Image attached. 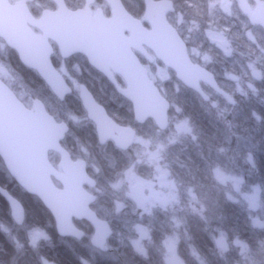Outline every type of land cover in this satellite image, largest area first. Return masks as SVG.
Here are the masks:
<instances>
[{
	"label": "water",
	"instance_id": "obj_1",
	"mask_svg": "<svg viewBox=\"0 0 264 264\" xmlns=\"http://www.w3.org/2000/svg\"><path fill=\"white\" fill-rule=\"evenodd\" d=\"M11 1L0 0V39L17 52L23 65L38 72L61 101L72 89L52 63L50 41H55L65 59L80 53L103 73L109 74V69H112L121 75L127 88H118L119 92L133 104L136 119L140 122L152 119L162 131L168 128L170 103L162 96L134 51L148 55L146 48L151 50L183 85L206 100L208 96L201 83L232 103L230 95L217 85L214 75L193 63L187 45L168 21L167 15L175 9L168 0H144L149 28L131 15L121 0H105L112 9L109 19L102 14H92L89 5L94 0H86L85 9L77 11L65 7L64 0H52L58 4L59 11L46 12L39 20L34 19L28 8L30 0L15 4ZM237 1L242 14L249 16L252 24L264 28V1L258 2L255 11L248 0ZM33 28L42 34H37ZM110 78L116 83L112 76ZM81 99L89 118L97 125L102 144L112 139L123 150L133 144L135 131L112 122L86 87L81 88ZM67 132L68 126L59 124L48 114L42 102L36 101L33 108H29L0 78V159L12 180L41 201L52 215L55 231L60 237L81 241L85 232L74 221H86L94 231L91 245L107 253L108 238L113 231L109 222L92 209L97 197L84 186L93 188L96 182L87 173V163L84 160L73 161L61 145ZM50 152L59 154L61 171L50 162ZM55 181L62 187L59 188ZM0 195L7 201L13 221L17 225L24 224L26 212L20 200L1 186ZM169 264L187 263L174 257Z\"/></svg>",
	"mask_w": 264,
	"mask_h": 264
},
{
	"label": "rangeland",
	"instance_id": "obj_2",
	"mask_svg": "<svg viewBox=\"0 0 264 264\" xmlns=\"http://www.w3.org/2000/svg\"><path fill=\"white\" fill-rule=\"evenodd\" d=\"M257 1L259 0H250L254 9ZM211 5L221 9L230 19L236 14L241 13L237 0H214L211 2ZM186 24L191 31L192 25L190 24H194V21L191 22L188 20ZM204 30H206L204 35L218 53L222 55L224 53H230L231 42L229 41L231 39H229L223 30L216 26H210ZM249 38L253 39L251 32L249 33ZM191 51L192 55L200 60L202 64L216 65V57L211 51L203 48V46H193ZM249 68L255 72V66L253 64H249ZM149 69L152 79L157 84L163 85L166 81L172 80L173 73L159 63L150 65ZM62 72L65 76L68 75L66 76L67 81L75 90V98H79L81 84L66 70ZM11 74L0 63V77L12 83L14 76ZM225 77L227 78L228 75ZM256 78L257 76L255 75L254 79ZM228 85L234 93H242L243 98L249 93L248 90H251L253 87V84H249L244 92L245 85L240 78L236 82L231 81ZM96 93L99 94V97L101 96L100 92ZM21 94L24 97L23 93ZM211 96L216 95L213 94ZM34 101L27 100L26 104L32 107ZM45 101L48 105L56 103V106H52L60 111V115H63V118L72 127L65 146L68 143L77 156L87 161L93 176L103 179V182L104 180H108L109 182V185H105L104 188L99 186L92 191L97 194L100 200V204L98 205L100 211L108 216L113 223L115 229V248L118 249V252L121 250L124 252V248L126 247L133 255H138L144 259L158 256L161 264L162 261L163 264H169L170 260L174 257L184 259V257H181L180 252L181 241H190V238L184 225L185 220L181 217L183 214H180L181 209L175 203L177 200L182 201V203L185 202V204L193 203L195 212V207L201 204L200 211L204 210V207H202L204 204L199 199L202 187L199 188L198 186L192 188V190L186 188L181 191H176L174 187L178 186L176 185L177 182L168 177L167 167L171 163L168 153L177 152L183 146L182 144L187 141L183 140V138L187 139L188 136L185 133H180L179 124L183 123L184 127L191 128L189 121L178 116V122L174 120V123H176L175 126L170 128L166 134L157 133L148 124L140 126L142 135L134 141L135 144L132 148L134 154L123 157L127 161L129 158L131 163L127 162L126 168L120 170V168H123L120 160L116 158L110 159L111 154L108 153L107 148L91 153L89 138L93 136V133L85 128V121L88 120L83 109L73 106V102L69 100L68 102H64L63 105H60L59 100L51 95L50 99L45 98ZM174 110L177 115L181 113L177 107ZM209 112H212V116L214 118L218 117L220 121L227 120L224 127L229 138H224V143L220 144L216 142L212 144L213 150H211V160L209 161L203 156V149L196 150L198 154L197 162L205 164L203 159L207 160V169L205 172L211 177L210 181L217 185L216 188L220 190L219 192L224 193L229 201L238 202L237 204L246 208L250 222L254 227L264 230V185L259 176L257 177V170L254 169V147L258 149V145L248 136L244 125L232 122L237 117V111L230 110L223 105V107L212 109ZM76 127L82 130L79 136L77 135L79 129ZM197 137L198 141L201 140L200 136ZM205 152L207 154L208 149ZM97 153H100L99 156L101 157L102 155L104 156V163L111 160V163H106L110 175L106 176L103 168L100 167L101 165L98 166L101 164V161L96 156ZM161 156L162 166L158 165L160 164ZM55 163V165H58V162L55 161ZM1 170H4L3 165H0ZM101 171L104 173L103 175ZM151 177L155 178L156 183L150 184L149 178ZM20 195L23 200L25 199L28 202L29 198L26 195L23 193ZM141 196H144L146 200L150 199L149 203L147 202V205L150 207L154 203H157L160 207L162 206V223L165 225L163 229L161 228L157 231V227L162 224L160 222L158 223L155 219H151L150 221L146 220V214L140 206ZM30 211L32 216L36 214L34 207ZM10 222L9 225L0 223V230L4 233L7 232L5 235L10 237V239L12 238L18 249L23 248L25 243L30 247L37 248L50 243L52 239V235L46 227H32L29 224H24L19 227L12 220ZM166 225H170V227L165 229ZM162 230L168 231H165L162 236ZM214 241L221 258L219 264H256V261L251 258L252 256H249L250 253L246 251V244L239 240L230 239L223 230H219L217 235L214 236ZM183 246L185 250L188 249L189 257L192 258V261H197L198 264L201 263V261L199 262L201 257L195 252L194 248L190 250L187 244ZM89 256L91 261L84 262L83 264H93V261L95 262L98 259L108 260V262L115 264L117 259L115 253L110 252L105 254L97 249L89 251ZM43 263L50 264L48 260H43Z\"/></svg>",
	"mask_w": 264,
	"mask_h": 264
},
{
	"label": "trees",
	"instance_id": "obj_3",
	"mask_svg": "<svg viewBox=\"0 0 264 264\" xmlns=\"http://www.w3.org/2000/svg\"><path fill=\"white\" fill-rule=\"evenodd\" d=\"M129 11L135 17H141L144 13V3L143 0H135L134 3L136 6H131V0H124ZM159 1V0H158ZM173 2L176 11L181 12L185 18L189 21H199L200 24L203 23L204 28H209L210 26H216L223 30L226 35L231 39V51L230 53H224V55L218 53L215 50V47L212 43H209L208 39H195L194 47L199 45L203 48L211 51L216 57V63L222 69V72H236L241 77H246L247 81L250 80L253 83V90L248 93L246 98L242 100L239 98L238 103L240 109H232L237 111V117L234 123L239 125H244L246 127L248 136L258 145V149L254 147L255 150V168L258 172L257 177L259 176L260 180L264 185V30H260L257 27L251 26L246 20H244L241 13L236 14L233 18H229L221 9L218 7H212L211 2L214 0H170ZM252 30L253 34L258 40V45H253L243 36L244 31ZM197 63H200L197 60ZM0 63L3 64L14 76L12 83L4 80L13 91L20 97V99L27 103V100H36L41 99L45 101L50 99L52 96L50 91L47 89L44 81L39 78V76L29 68L22 65L20 62L17 53L14 50L5 46L4 42L0 40ZM249 64L255 66V72L248 69ZM84 65V64H83ZM213 64H208L209 69H213ZM252 74V75H249ZM257 76L254 79V76ZM80 83L86 84L91 91H94L92 87V82L95 83V80H88L86 78L79 79ZM105 92H109V96L113 97V93L109 89V86L104 84ZM166 95L171 102L173 103V110L170 112V116L173 119L174 108L177 107L180 109L183 119L188 118L192 124L197 128L201 126L203 128L211 129L216 125V119L212 116V112H208L207 109L199 106L205 102L198 97L194 92L186 89V92L181 94H175L172 92L173 87H166ZM24 97L22 96V94ZM107 95V94H106ZM115 96V95H114ZM69 101L73 102V106H77L82 109L79 98H75V95H72L68 98ZM68 100H66L68 102ZM65 101V102H66ZM118 103H121L119 101ZM63 105L64 102L60 103ZM55 104H47V107L51 114L57 117L59 120H66L63 118V115H60V111L55 109ZM118 108H121V105H118ZM125 116L121 117L117 115L120 119V122L127 124H133L134 119L128 113V110L124 108ZM228 118V117H227ZM225 123L227 120L225 119ZM86 126L89 129H92L91 132L93 136L89 138V145L91 146V153L95 151H100V149L107 148L108 153L111 154L110 159L116 158L120 160V164L123 168H126L127 160L123 158L124 155L122 152L116 150L113 145L101 146L98 144L97 137L93 131V128L89 123L85 122ZM155 128L154 123H150ZM217 127V126H216ZM198 136L201 137V140L198 142V150L203 149V156L205 157V150L207 149V144L204 140L206 138L205 133H199ZM214 132V131H213ZM68 150L71 154L79 159L82 158L77 156L70 145L67 143ZM186 149L191 151V144L189 148L185 146ZM171 151L172 148H170ZM181 151V149H178ZM246 152V151H243ZM100 153H97L96 156L100 159L101 168H103L106 176L110 175L107 164L111 163V160H108L104 163L103 155L99 156ZM122 158V159H121ZM205 164L199 163L194 166V160H188L193 170L191 174H186L184 181L182 183L189 185V188H196L199 186L202 187L200 190L199 199L204 204V210L200 211V205H197L195 212L194 205L185 204L179 205L181 209V217L185 220V226L187 234L190 238V241L183 240L181 241V257H184V260L188 264H198L197 261H192V258L189 257L188 249H184V244L188 245V248L195 249V252L199 254V264H219L220 256L217 246L214 241V236L217 235L219 230H223L225 234L234 240H239L246 244V251L252 256L251 258L256 261V264H264V230L254 227L249 219V214L244 206L237 204L238 202L229 201L224 193L219 192L220 190L216 188L217 185L213 184L211 177L205 172L207 169V160L203 159ZM53 162H58L57 156H52ZM0 165H3L0 159ZM4 166V165H3ZM260 174V175H259ZM99 186L104 188L105 185H109L108 180L99 181ZM0 186L4 189L9 190V192L19 199L24 205L27 213V219L25 224H29L32 227H46L52 239L50 243L41 245L40 247H30L26 243L23 248L18 249L15 245L12 238L5 235L4 232L0 230V264H44L43 260H48L52 264H83L84 262L91 261L89 256V251L94 250L91 246L90 240L93 236V228L89 223L85 221H76V225L85 231V237L82 241H78L73 238H60L55 231V222L53 217L48 212V210L43 206V204L37 200L36 197L28 195L24 190H21L20 187L15 183L14 180L9 176L8 172L4 170L0 171ZM21 193L26 195L29 200L28 202L23 200ZM100 200L95 203L93 209L98 213V215L106 219L112 229L113 236L109 238L108 246L110 247V252L115 253L117 256L115 264H161L158 256H152L148 259L139 257L138 255H133L130 250L126 247L124 252L121 250L118 252V249L115 248V229L113 223L111 222L108 216L104 215L99 209ZM34 207L36 214L31 215L30 209ZM8 208V203L0 195V223L9 225L11 222L10 212ZM164 218V217H163ZM165 227L164 223L161 226H158L157 231ZM170 225H166L165 229H168ZM170 230V229H169ZM168 230H162L163 233ZM157 239L156 236H154ZM159 239V238H158ZM232 242V241H231ZM118 254V255H117ZM121 258V259H120ZM131 259V260H130ZM122 260V261H121ZM93 264H114L105 260L98 259L93 261ZM163 264V261H162Z\"/></svg>",
	"mask_w": 264,
	"mask_h": 264
},
{
	"label": "flooded vegetation",
	"instance_id": "obj_4",
	"mask_svg": "<svg viewBox=\"0 0 264 264\" xmlns=\"http://www.w3.org/2000/svg\"><path fill=\"white\" fill-rule=\"evenodd\" d=\"M19 1H21V0H12L11 2H12V4H15L16 2H19ZM121 1L123 3L124 7L126 8V10L131 15H133L129 11V9L127 8L126 2L124 0H121ZM134 1L135 0H131L130 5L132 7L136 6ZM248 1H249V4H250L252 10L255 11L258 8V2L259 1H264V0L257 1L255 9H254V6L251 4L250 0H248ZM143 3H144L145 8H144V13L142 14V16L141 17H135L134 15L133 16L135 18L141 20L143 25L146 28H149L150 25H148V23L146 21V16H145L146 4H145L144 0H143ZM64 4L66 5L65 7H67L69 10L77 11V10L85 9L86 0H64ZM108 4L109 3L107 1H105V0H94V2L91 5H89V6H90V10H91L93 15L96 16V14H102L105 18L107 17L109 19V18L112 17V9H111V6L108 5ZM27 5H28V8H29L32 16L34 17V19H37V20L43 18L44 13H46V12L56 13V12L59 11L58 4L56 2H54V1H52V0H30V1L27 2ZM211 6L213 7V5H211ZM240 12H241V10H240ZM241 14H242V12H241ZM242 16H243L244 20H246L251 26H254L255 28L257 27L260 30H264V28H262L261 26L252 24L251 21H250V17L249 16H246V15L244 16V14H242ZM183 17H184V15H182L181 12L176 11V9H174L173 12H170L167 15L168 21L176 28V30L178 31L179 35L182 37V39L184 40L185 44L187 45L188 51H189V54H190V57H191L193 63H196V64H199L201 66H204L207 70H209L214 75V78H215V80L218 83L217 85L223 91H225L228 95H230L232 103L226 97H224L221 94L215 92L207 84L201 83L200 86L202 87V90L204 91L205 95L208 96V99L206 100L204 97H202L196 91H194V90L186 87L185 85H183V83L180 82L176 78L175 73L172 70L167 68L171 73H173L172 80L166 81L163 85H161V84H157L155 82V80L152 79L156 83V85L158 86L157 88H159L160 93L162 94V96L164 98H166L168 100V102L170 103V109L168 111V119H169L168 128L165 131H162V130H160L157 127V125L155 124V122L152 119H148V120L143 121V122H140V121H138L136 119V116H135V113H134V110H133L134 109L133 104L129 100H127V98H125L119 92L118 88H121V89H126L127 88L126 82L124 81V79H123V77L121 75L115 73L112 69H109V72H108L109 74L103 73L99 69H96L94 66H92V64L89 62L87 57L85 55H83V54H80V53L74 54V55H72V56H70V57H68L66 59L63 58L61 56L60 51L58 50V46L56 45L55 41L54 42L50 41V44L53 47L52 63L54 65L56 71H58L64 77V79L66 80L67 84L70 86L72 91H71L70 94H68L65 97V99L63 101H61L54 93H52V90L44 82L46 87H47V89L50 91L49 93H51L53 97H56L59 100V102H65L66 100H68V98L70 96L75 94V92H74L75 90L73 89V87L67 81V77L66 76H68V75L65 76L63 74V72H62L64 70H66L68 73H70L73 78L77 79V81L79 79H82V78H86V79L91 80V81L95 80V83L92 82V87L94 88L95 93L93 91H91V89L86 84L80 83V81H79V84H81L80 85V97H79L80 101L79 102L81 103L82 109H83V111L85 113V116H86V118L88 120V121H85V122L89 123L90 126L93 128L95 136L97 137V140H98V144H100L101 146H104V147L108 146V145H113V147L116 150L122 152L124 157H126L128 155H131V154H134V152L132 151V148H133L135 142H133V144L127 150H123V149L119 148L116 145L115 141L112 140V139H109L104 144L101 143L97 125H96V123L93 120H91L89 118V113L86 110V108L84 107L83 102H81L82 101V99H81V88L82 87H86L88 89V91H90V93L94 97L96 103L104 109L106 115L112 120V122H115L120 127L131 128L132 130L135 131L136 136H135L134 141H136V139L142 135V131H141L142 129L140 128V126H143L144 124L151 125L150 123H154V125H155L154 129L157 131V133L166 134V132H168L170 128H173L175 126L176 123H174V120H177V122H178L179 119H177V117L178 116L179 117H183L181 113H179L178 115H177V113L175 114V110L172 112L173 115H174V116H172L173 119L170 116V112L172 110L173 103L171 102L172 100H170V98H168L167 95H166V91H168V90H166L167 89L166 87H168V86L173 87L172 88V92L175 93V94H177V93L181 94L182 92H186L187 91L186 89H189L190 91L194 92L198 97H200L205 102L204 104L198 103V104H200L199 106H202L203 108L207 109L208 112L210 110L212 111V109H215V108H218V107H223V105H225V107H227L230 110L237 109V108L240 109V105H239L237 99L239 98V100L240 99L242 100L243 99V94L242 93H238V94L234 93V91L229 87L228 84L231 83V81L232 82H236L240 78L243 81L244 85H245V87L243 89L244 92H245L246 89H247V86L249 84H253V83L250 80L247 81L246 77H241L236 72H231V71L222 72V69H220V67L217 66V64L215 66H213V69L212 68L209 69L210 67H208V65L202 64L200 60H199L200 63H197L198 59L196 57H194V55H192V51L191 50H192V48H193V46L195 44V39H203V38L204 39H208L204 35V33L206 32V30H204L205 26L203 25V23L200 24L199 21H194V24H190V25H192V30L190 31V28H188V25L186 24V21H188V19L185 18V17L183 18ZM185 19H186V21H185ZM33 30L39 35L42 34L41 31L36 29V28H33ZM250 32L252 33L253 39L249 38V33ZM243 36L251 44L258 45V40L255 37V35L253 34L252 30H249V31L245 30ZM195 37H197V38H195ZM146 51H147L148 55H144V54H142V53H140L138 51H134V53L137 56V58L139 59V61L141 62V64L143 65V67L148 70L149 76L151 77V71L149 69V66L152 65V64L154 65L155 63H159V64H161V66H163V64H162L161 61H159L154 56V53L151 50L146 48ZM14 52H15V50H14ZM17 56H18V54H17ZM18 58H19V56H18ZM246 67L249 69L248 66H246ZM30 70H32V69H30ZM32 71L35 72V70H32ZM76 71H79V72H76ZM35 73L39 76L40 79H42L41 76L38 74V72H35ZM226 75H228L227 78L225 77ZM249 75H252V74H249ZM110 76H112L114 78L116 83H114L111 80ZM104 84L109 86V89L111 90V92L115 96L114 95H113V97L109 96V92H107V93L105 92ZM252 90H253V87H252L251 90H248V91L251 92ZM96 92H98V93L100 92L101 96L99 97V94H97ZM213 94L216 95V96H211ZM247 96H248V94L244 98H246ZM215 98H216V101H215ZM36 101L42 102V104H44L46 110L48 111V114H51V112L49 111V109L47 107V103H45L41 99H36L33 102V105H34V103ZM119 101H121V103H118ZM118 105H121L122 109L118 108ZM31 108H33V106ZM124 108H126V110H128V113L133 117V119H134L133 120L134 121L133 124H127V123L119 121L120 119L117 117V115H120L121 117H124L125 116ZM51 115L56 119V121L59 124H63L64 123V124H66L68 126V132L65 135L64 140L61 142V145H62V147L64 149H66L68 152H70L68 150L67 145L65 146V144H66V140L68 138L69 133L72 131L71 125L68 124L67 120H62L61 121L57 117H55L53 114H51ZM185 119L189 121V123L191 125V128L188 127L187 128L188 130H187L186 127H184L183 123H180L179 124V129H180V133H185L188 136L187 139L183 138V140H187V141H185L182 144L183 146H181L179 148V149H181V151H177V152H173V153L169 152L168 153L169 156H170V159H171V163L169 164V167H167V172L169 173L168 177L170 179H172V180H175L177 182L176 185H178V186L174 187V189L176 191H181V190L186 189V188H188L189 190H192V188H189V185L182 183V181H184V177L183 176H186V174H191V170L194 169L193 166L191 167V165H190L188 160H194V166H196L198 164V162H197L198 154L196 153V150H198L197 148H198V142H199L198 139H197L198 138L197 137L198 136L197 128L192 124L190 119H188V118H185ZM216 120H217L216 121L217 122L216 125H214L213 128H211L210 130L214 131L216 133L217 138H218L217 141L221 144V143H224V138H229L228 134H227V132L225 130V127H224V124H225L226 121H225V119L223 121H220L218 119V117H217ZM76 128L79 129V131L77 132V135L79 136L80 133H82V130L79 127H76ZM85 128L87 130H89L90 132L92 130V129H89L87 126ZM73 130H74V128H73ZM114 134H115L116 137H119V133L118 132H115ZM189 144H191V149H190L191 151H188V150H184L183 151L182 149H186L185 146H187L189 148ZM212 148L213 147H211V144H207L208 153L206 154L205 158H207L208 161L211 160L210 153L212 152L211 150H213ZM50 156H57L59 158V156L56 155L55 153H51ZM70 156H71L73 161H77L79 159L85 160L84 158L77 159L73 155H70ZM127 162L131 163L129 158H128ZM86 163H87V161H86ZM159 163L160 164H158V165L162 166V156L160 157V162ZM255 167L256 166H255V161H254V168ZM87 173L92 179H94V181L96 182V186L91 188V187H89V185H86L84 187L86 188L87 191H89L90 193H92L94 195L95 193L92 190H94L95 188L99 187L98 183H99V181H102L103 179L97 178V177L92 175V173L90 171V168L88 166V163H87ZM101 174L103 175L104 173L101 171ZM167 178H166V180H167ZM149 180H150V184L156 183L155 182L156 180H155L154 177L149 178ZM57 184H58L59 187H61L59 183H57ZM177 188H178V190H177ZM95 195L97 197V194H95ZM180 195H181V193H180ZM97 200H98V197H97ZM140 200H141L140 206L142 208V211L146 214V220L150 221L151 219H155L158 223L160 222L162 224V206L160 207L159 205H157V203L151 204V207L148 206L147 202L149 203L150 199L146 200L144 198V196H141ZM178 201L179 200H177L175 204L176 205H181L182 201L181 202L180 201L178 202ZM196 213H197V210H196ZM5 233H7V232H5ZM64 239H66V238H64Z\"/></svg>",
	"mask_w": 264,
	"mask_h": 264
},
{
	"label": "bare ground",
	"instance_id": "obj_5",
	"mask_svg": "<svg viewBox=\"0 0 264 264\" xmlns=\"http://www.w3.org/2000/svg\"><path fill=\"white\" fill-rule=\"evenodd\" d=\"M197 129H198L199 133H205L206 134V138H204V140L207 144H211V147H213L212 144L218 142L217 141L218 138H217V135L215 132H213L209 129L206 130L205 128H203L201 126H197Z\"/></svg>",
	"mask_w": 264,
	"mask_h": 264
}]
</instances>
